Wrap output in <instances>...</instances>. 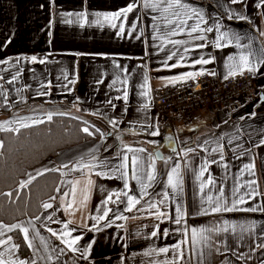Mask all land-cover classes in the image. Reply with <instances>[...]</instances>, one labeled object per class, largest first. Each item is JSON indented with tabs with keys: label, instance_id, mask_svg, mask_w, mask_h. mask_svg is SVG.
Segmentation results:
<instances>
[{
	"label": "crops",
	"instance_id": "1",
	"mask_svg": "<svg viewBox=\"0 0 264 264\" xmlns=\"http://www.w3.org/2000/svg\"><path fill=\"white\" fill-rule=\"evenodd\" d=\"M180 4L0 0V132L71 113L97 123L85 122L88 141L29 174L56 171L61 181L38 217L0 224L4 264H264V0ZM245 71L257 99L197 112L187 127L154 107L155 92L187 73ZM75 237L73 251L63 241Z\"/></svg>",
	"mask_w": 264,
	"mask_h": 264
},
{
	"label": "trees",
	"instance_id": "2",
	"mask_svg": "<svg viewBox=\"0 0 264 264\" xmlns=\"http://www.w3.org/2000/svg\"><path fill=\"white\" fill-rule=\"evenodd\" d=\"M86 123L69 115L17 132H0V224L13 225L38 217L56 195L60 173L49 171L29 181V174L58 154L90 139ZM22 254L29 250L19 232L13 233Z\"/></svg>",
	"mask_w": 264,
	"mask_h": 264
},
{
	"label": "built area",
	"instance_id": "3",
	"mask_svg": "<svg viewBox=\"0 0 264 264\" xmlns=\"http://www.w3.org/2000/svg\"><path fill=\"white\" fill-rule=\"evenodd\" d=\"M258 97L256 75L252 71L226 79L203 73L157 90L154 107L170 124L187 127L198 110L226 109Z\"/></svg>",
	"mask_w": 264,
	"mask_h": 264
},
{
	"label": "snow or ice",
	"instance_id": "4",
	"mask_svg": "<svg viewBox=\"0 0 264 264\" xmlns=\"http://www.w3.org/2000/svg\"><path fill=\"white\" fill-rule=\"evenodd\" d=\"M243 2H244V0H233V3H243ZM174 3H175L176 5L183 6V5L180 4V0H174ZM132 11H133V7H132L131 5H129L128 7L124 8V9H121V10H118L117 12H115V13H113V14L104 15V16H103V19L106 20V21H115L116 19H119L121 16H126L128 13H130V12H132ZM97 15L99 16V14H97ZM240 18L243 19V17H240ZM112 26L115 27V24H113ZM119 31H120L121 33H123L124 30H123V28H121ZM197 31H203V29H199L198 26L192 28V32H197ZM207 31H208V32H211L212 29H211V28H208ZM174 34H175V33H174ZM223 38H224V37H223V35H222V36L216 41V47H218V48L220 47L219 40H220V39H223ZM204 46H206V45H201V47H204ZM36 59H37V58H36L35 56H32V57H31V60H32L33 62H35ZM241 60L243 61V63H244L245 65L248 64V58H247V57H241ZM40 62L43 63L44 61L41 60ZM209 62H210L209 60H204V59H201V60L197 61V63H202V64H207V63H209ZM194 76H195L194 73H187L186 76L179 77V78H177V80L170 81V83H175V82H178V80H184L185 78L194 79ZM145 95H147V93H145ZM124 99H127V94H126V93H125ZM48 119H51V116H49ZM83 131L87 133V132L89 131V129H88V128H84ZM153 134H158V133H153ZM129 150L131 151V149H129ZM124 159L127 160L128 158H127V157H124ZM132 163H133V165H135V164L137 163V161L134 159V160L132 161ZM148 178H149V180H152V179H154L155 177L152 176V175H150ZM169 179H170V182H171V177H170ZM90 183H91V182H90ZM116 195H119V194L117 193ZM125 195H127V193H125ZM111 199H112V197L109 196V197H108V200L111 201ZM136 203H139V201H138V200H135V198L129 197V199H128V204H130V205H134V204H136ZM241 203H243V201H241ZM44 207H45V208H50L51 205H50V204H45ZM220 210H221L220 208H217V209H216V211H220ZM224 210H225V211H232L233 209L226 208V209H224ZM247 210H248V211H255L256 209H247ZM179 222H180L179 220L176 221V223H179ZM64 228L67 229V228H68V225L65 224V225H64ZM199 231L202 232V231H204V230H199ZM23 232H24V236H25V238L27 239V237H28V229H27V228H24V229H23ZM198 234H199V233H198V230L195 229V228H193V229H192V236H193L194 240H195V238L198 236ZM53 235L55 236L56 233L53 232ZM60 235H61L62 237H69V236H71V232L64 231V232H62ZM153 235H156V233H153ZM80 239H81V237H75V238H72V239H64L63 242L68 246V248H71L73 251H76L77 249H76L74 246L78 243V241H79ZM182 243H183V242H182ZM31 246H32L31 243H29V247H31ZM174 248H175L177 251H179V250H180V244L174 245ZM160 251L163 252V253H167V252L169 251V248H167V247H163V248L160 249ZM180 256H181V258H183V253H182V252L180 253ZM0 264H4V261L0 260ZM20 264H25V262H24V261H21Z\"/></svg>",
	"mask_w": 264,
	"mask_h": 264
},
{
	"label": "rangeland",
	"instance_id": "5",
	"mask_svg": "<svg viewBox=\"0 0 264 264\" xmlns=\"http://www.w3.org/2000/svg\"><path fill=\"white\" fill-rule=\"evenodd\" d=\"M205 110V109H204ZM203 109L202 110H198V111H196V113L197 112H201V111H204ZM64 111V110H63ZM206 112L207 111H209V109H207V110H205ZM67 112H69V111H67ZM210 112V111H209ZM69 116H71V117H73V118H77V119H80V120H82V121H84V122H86V123H88V124H90V125H92V123H94V124H97V123H95V122H92V120L91 119H87V117H82L81 115H79V114H74V113H71V114H68ZM93 124V125H94ZM98 128H100L101 129V131H103L102 129H106V128H102V126H97ZM86 128H88L89 129V132H91L92 130L90 129V127L89 126H86ZM30 181V180H29Z\"/></svg>",
	"mask_w": 264,
	"mask_h": 264
},
{
	"label": "water",
	"instance_id": "6",
	"mask_svg": "<svg viewBox=\"0 0 264 264\" xmlns=\"http://www.w3.org/2000/svg\"><path fill=\"white\" fill-rule=\"evenodd\" d=\"M160 154H161V153H160V151L156 152V156H157V158L161 160V159H162V157H161V155H160Z\"/></svg>",
	"mask_w": 264,
	"mask_h": 264
}]
</instances>
